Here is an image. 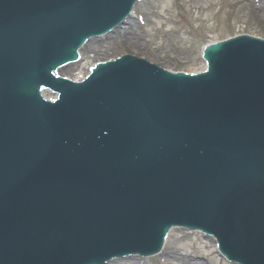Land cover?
Here are the masks:
<instances>
[{"label":"water","instance_id":"95a60500","mask_svg":"<svg viewBox=\"0 0 264 264\" xmlns=\"http://www.w3.org/2000/svg\"><path fill=\"white\" fill-rule=\"evenodd\" d=\"M134 1L0 0V264L147 255L175 225L264 264L261 37L209 45L198 74L138 55L53 74Z\"/></svg>","mask_w":264,"mask_h":264},{"label":"rangeland","instance_id":"374dc122","mask_svg":"<svg viewBox=\"0 0 264 264\" xmlns=\"http://www.w3.org/2000/svg\"><path fill=\"white\" fill-rule=\"evenodd\" d=\"M132 13L114 33L92 38L81 47L86 68L98 59L130 53L165 69L188 71L201 64L202 48L211 39L243 33L264 39V10L258 9L256 0H139ZM67 66L58 73L71 76L79 70H67ZM190 242L205 251L202 264H234L219 254L213 238L196 230L177 227L165 244L167 248ZM187 250L188 246L183 252ZM138 258L140 264H164L162 253Z\"/></svg>","mask_w":264,"mask_h":264},{"label":"bare ground","instance_id":"6f19581e","mask_svg":"<svg viewBox=\"0 0 264 264\" xmlns=\"http://www.w3.org/2000/svg\"><path fill=\"white\" fill-rule=\"evenodd\" d=\"M258 9L264 10V0H256ZM129 21L128 19L126 20ZM92 39V38H91ZM91 39L88 40V42L91 41ZM210 41H218L217 38L211 39ZM83 61L80 59L79 61L69 64L67 66V70H72L75 67H78V72H73L71 74V77L74 80L82 79L84 76L88 73L87 69H85V63H82ZM77 68V69H78ZM205 68V64L203 60H201V64L198 65L195 68L188 69V72H199ZM176 228H172L169 232L172 233ZM181 239L185 238L183 235H181ZM180 240V239H178ZM188 246L189 250L183 252L184 248ZM203 248H206V245L203 246ZM163 255V263L164 264H202V259L205 258L206 254L203 249H201L196 242H190L188 244H180L179 246L170 247L168 246L166 248V244L161 251ZM109 264H140L139 258L137 255H131L127 257H117L113 258L109 261Z\"/></svg>","mask_w":264,"mask_h":264}]
</instances>
